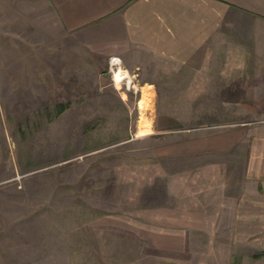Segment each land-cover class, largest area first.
<instances>
[{
    "label": "rangeland",
    "instance_id": "obj_1",
    "mask_svg": "<svg viewBox=\"0 0 264 264\" xmlns=\"http://www.w3.org/2000/svg\"><path fill=\"white\" fill-rule=\"evenodd\" d=\"M110 42L95 27L65 30L47 0H0V264H264L258 181L243 177L264 114L192 89L207 81L189 71L144 79L148 68L121 59L131 83L118 87ZM143 116L151 131L138 135ZM241 123L247 141L230 150L242 158L180 154ZM158 207L208 213L185 250L139 237L143 215L165 220L146 214Z\"/></svg>",
    "mask_w": 264,
    "mask_h": 264
},
{
    "label": "crops",
    "instance_id": "obj_2",
    "mask_svg": "<svg viewBox=\"0 0 264 264\" xmlns=\"http://www.w3.org/2000/svg\"><path fill=\"white\" fill-rule=\"evenodd\" d=\"M47 1L65 30L95 27L107 33L111 53L132 73L143 66L152 72L143 78L155 80L169 79L171 72L189 71L192 81H207L192 84V89L233 97L227 104L233 101L240 106L238 111L264 114V0ZM257 124L254 139H258V149L250 156L249 167L246 162L243 177L246 180L250 175L258 181V192L249 198L258 204V246L264 248V116L258 117ZM238 126V131L235 127L225 130L222 139L216 133L209 136L205 135L208 131L201 132L200 137L187 142L190 150L180 154L221 153L240 159V153L235 157L230 150L235 145L232 138L237 137L239 144L247 141L246 123ZM241 201L245 206L246 200ZM151 210L154 217L165 220L153 221L143 215L138 235L148 245L169 252L185 250L195 231L192 220L206 223L208 215L203 211L194 216L182 210L165 212L160 207L150 208L146 214Z\"/></svg>",
    "mask_w": 264,
    "mask_h": 264
},
{
    "label": "bare ground",
    "instance_id": "obj_3",
    "mask_svg": "<svg viewBox=\"0 0 264 264\" xmlns=\"http://www.w3.org/2000/svg\"><path fill=\"white\" fill-rule=\"evenodd\" d=\"M119 62H117V67L114 70V80L116 81V85L120 87V81L125 79L127 81V84L130 85L131 80L129 78L130 75H128V72L126 69H124L121 65H118ZM154 100V91L152 88V85L144 86L142 89V98L139 102L140 108L146 109L150 106H152ZM151 131V120L146 118L145 116L142 117V119L139 122L138 127V135H144Z\"/></svg>",
    "mask_w": 264,
    "mask_h": 264
},
{
    "label": "built area",
    "instance_id": "obj_4",
    "mask_svg": "<svg viewBox=\"0 0 264 264\" xmlns=\"http://www.w3.org/2000/svg\"><path fill=\"white\" fill-rule=\"evenodd\" d=\"M117 62H119L118 63V65H121V59L120 58H118V57H111V59H110V65L112 66V67H117Z\"/></svg>",
    "mask_w": 264,
    "mask_h": 264
},
{
    "label": "trees",
    "instance_id": "obj_5",
    "mask_svg": "<svg viewBox=\"0 0 264 264\" xmlns=\"http://www.w3.org/2000/svg\"><path fill=\"white\" fill-rule=\"evenodd\" d=\"M60 112H62V111H60Z\"/></svg>",
    "mask_w": 264,
    "mask_h": 264
}]
</instances>
